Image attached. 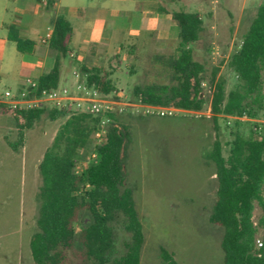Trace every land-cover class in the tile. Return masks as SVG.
Wrapping results in <instances>:
<instances>
[{
    "label": "trees",
    "instance_id": "obj_1",
    "mask_svg": "<svg viewBox=\"0 0 264 264\" xmlns=\"http://www.w3.org/2000/svg\"><path fill=\"white\" fill-rule=\"evenodd\" d=\"M55 0H49L53 5ZM179 29L176 56H154L168 67L169 84L135 87L136 98L144 105L201 111L205 100L203 75L205 65L194 59L192 45L204 31V21L196 12H169ZM49 48L56 57L55 67L38 81L39 92L57 89L60 83V60L70 50L73 36L71 23L62 15L52 20ZM8 40L20 53H31L36 43L20 36L15 26H5ZM230 67L234 82L228 92L225 83H215L211 102L213 120L235 117L234 139L229 155H223L222 144L215 140L207 159L216 167L218 189L209 221L224 228L221 243L224 264H264L263 246L255 240L264 228V216L254 225L256 204L264 213V123H255L249 132L245 123L258 120L264 112V0L259 5L239 48L232 54ZM87 88L109 95L115 92L111 74L99 68L80 67ZM0 113L14 119L18 129L15 142L9 146L18 152L24 144L25 131L46 114L51 121L66 118L53 144L39 164L41 186L36 199L40 204L37 231L30 241L35 264H140L144 244L143 226L137 212L133 190L126 185L124 158L129 128L112 116L107 140L97 148V160L77 175L75 168L91 147V138L99 118L90 114L68 115L55 108L12 109L0 104ZM245 121H244V120ZM89 188L86 189V186ZM82 212L88 222L79 230ZM129 234L124 251L119 249L116 228ZM161 264H179L174 254L161 249Z\"/></svg>",
    "mask_w": 264,
    "mask_h": 264
},
{
    "label": "rangeland",
    "instance_id": "obj_2",
    "mask_svg": "<svg viewBox=\"0 0 264 264\" xmlns=\"http://www.w3.org/2000/svg\"><path fill=\"white\" fill-rule=\"evenodd\" d=\"M164 2L170 12H196L204 21V31L192 49L194 59L205 65L201 94L205 105L201 111L140 106L135 87L171 83V70L154 56H176V49L162 51L156 42L136 43L124 47L111 61L117 62L118 70L111 76L115 92L109 98L138 105L127 106L119 120L130 133L122 156L125 183L133 190L143 226L140 264H161V249L174 254L179 264H224V228L209 221L218 189L216 167L206 156L215 140L222 144L223 155H229L236 119L221 115L215 122L211 102L217 81L225 83L226 92L230 90L234 82L231 56L241 45L263 0ZM85 82L86 78H81L77 84L80 91ZM59 86L73 88L63 78ZM6 89L16 90L1 87ZM65 120L51 121L42 115L25 131L24 144L15 152L8 142L18 138L16 122L0 113V264H35L30 241L37 231L40 208L36 199L42 183L39 164ZM255 123H264V112L241 130L248 133ZM263 216L256 204L253 221L258 223ZM88 220V214L82 212L76 229ZM116 233L123 252L129 234L121 226H117ZM258 236L264 237V228Z\"/></svg>",
    "mask_w": 264,
    "mask_h": 264
},
{
    "label": "crops",
    "instance_id": "obj_3",
    "mask_svg": "<svg viewBox=\"0 0 264 264\" xmlns=\"http://www.w3.org/2000/svg\"><path fill=\"white\" fill-rule=\"evenodd\" d=\"M48 2L0 0V92L3 85L18 90L26 78L38 80L55 67V54L43 39L53 32L52 20L59 15L73 29L70 50L60 60V81L72 84V90L85 78L81 66L111 76L117 72V62L111 61L124 47L156 42L162 51L177 50L179 29L162 13L170 12L164 0H55L52 6ZM5 26H15L22 38L34 41V50L18 52Z\"/></svg>",
    "mask_w": 264,
    "mask_h": 264
},
{
    "label": "built area",
    "instance_id": "obj_4",
    "mask_svg": "<svg viewBox=\"0 0 264 264\" xmlns=\"http://www.w3.org/2000/svg\"><path fill=\"white\" fill-rule=\"evenodd\" d=\"M52 36L50 31L43 39L47 43ZM0 104L12 109H42L55 108L64 111L68 115L84 113L99 118L96 129L91 138V147L87 150L83 160L75 168L77 175L81 174L83 169L97 160V148L107 140L108 128L112 123V116H119L124 113L127 106H138L137 104H126L109 98V95L103 94L94 88H87L85 85L80 91L79 85L75 90L67 87H58L57 89L43 90L39 92L38 81L32 78H26L22 87L12 91L6 89L0 92ZM141 107L167 109L165 107L144 105L140 102ZM162 112L161 115H165ZM235 118V117H233ZM236 119V118H235ZM244 120V119H243ZM89 185L86 186V189ZM258 226V223L254 222ZM260 231V228H259ZM256 246H263V237L257 234L255 240Z\"/></svg>",
    "mask_w": 264,
    "mask_h": 264
}]
</instances>
